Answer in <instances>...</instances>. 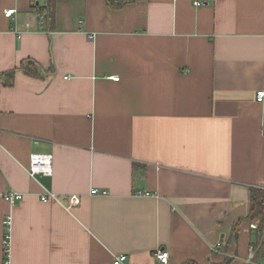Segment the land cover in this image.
Returning a JSON list of instances; mask_svg holds the SVG:
<instances>
[{
    "label": "crops",
    "instance_id": "obj_1",
    "mask_svg": "<svg viewBox=\"0 0 264 264\" xmlns=\"http://www.w3.org/2000/svg\"><path fill=\"white\" fill-rule=\"evenodd\" d=\"M45 3L0 0V75L44 69L0 85V264L7 232L9 264H246L258 233L233 227L264 188V0H56L52 30ZM32 153L51 176L29 175Z\"/></svg>",
    "mask_w": 264,
    "mask_h": 264
},
{
    "label": "trees",
    "instance_id": "obj_2",
    "mask_svg": "<svg viewBox=\"0 0 264 264\" xmlns=\"http://www.w3.org/2000/svg\"><path fill=\"white\" fill-rule=\"evenodd\" d=\"M135 0H107V3L113 8H121L127 3ZM38 13L42 17L45 29L52 30L55 20V8L56 0H46L43 6L37 5ZM18 71L23 72L25 75L40 78L44 75V69L42 66L32 59L24 60L18 68L11 69L0 75V85L4 87H11L15 83L16 73ZM257 222V233L260 241L259 249L255 252L256 260L258 256L264 257V188L263 187H252L250 189V212L247 217L240 219L235 225L234 230L243 222ZM6 259L7 256L5 255ZM231 258L226 257L223 263H217L215 261H209L205 264H230ZM185 264H202L193 260H188Z\"/></svg>",
    "mask_w": 264,
    "mask_h": 264
},
{
    "label": "built area",
    "instance_id": "obj_3",
    "mask_svg": "<svg viewBox=\"0 0 264 264\" xmlns=\"http://www.w3.org/2000/svg\"><path fill=\"white\" fill-rule=\"evenodd\" d=\"M31 2L35 3L37 0H30ZM196 4H201V2H196ZM15 8H9L4 11L5 17H12L16 13ZM40 20L42 21V17L40 16ZM113 80L118 81L120 79L119 76H112L109 77ZM256 101L263 103L264 102V89H260L256 93ZM27 171L29 175L36 179L41 176H51L53 174V156L48 153H32L30 155L29 159V165L27 166ZM92 194H100L105 193L104 191H101L98 188L91 189ZM139 194H145L149 195L150 193L148 191H140ZM24 197L23 193L17 192V191H8L4 193V199L7 200L11 205H15L18 201L22 200ZM50 199H57L56 195L54 193L46 192L42 196L43 201H48ZM81 202V197L78 194H73L69 196L68 200V208L71 209L77 205H79ZM5 224L8 226L7 229H9L10 219H7L5 221ZM258 224L256 222H253L251 224V228L255 231H257ZM9 233L7 232L5 237V246H6V256L7 259L5 261V264H9ZM220 248V245H219ZM255 249L254 246L251 247L249 250V253L246 257V264H264L263 262H260L259 260H256L255 255ZM156 259L161 264H167L169 261L170 253L167 250H157L155 253ZM127 259L126 255H119L116 256L114 259V264H124L125 260Z\"/></svg>",
    "mask_w": 264,
    "mask_h": 264
}]
</instances>
